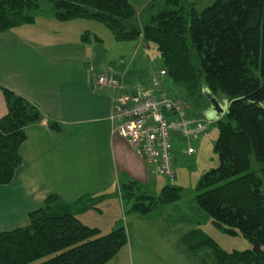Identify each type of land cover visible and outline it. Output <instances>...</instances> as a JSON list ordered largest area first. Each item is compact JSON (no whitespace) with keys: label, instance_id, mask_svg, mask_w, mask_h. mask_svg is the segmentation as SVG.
<instances>
[{"label":"trees","instance_id":"trees-1","mask_svg":"<svg viewBox=\"0 0 264 264\" xmlns=\"http://www.w3.org/2000/svg\"><path fill=\"white\" fill-rule=\"evenodd\" d=\"M42 0H0V32L33 24ZM60 21L92 19L108 26L117 40L155 44L168 78L187 96L207 87L228 101L217 121L220 165L200 179L196 201L212 222L240 234L251 249L227 253L198 229L180 241L191 251L210 246L211 264H264V0H216L199 10L188 0H150L143 10L132 0H47ZM145 14V15H144ZM84 38H87L85 36ZM7 113L0 118V186L12 182L22 163L26 128L42 122V112L16 92L1 87ZM49 128L60 133L54 120ZM260 165L253 170V160ZM131 213L148 215L177 203L182 188L167 184L154 195L135 180L120 184ZM107 194L84 195L73 203L48 196L25 227L0 232V264H107L128 244L120 225L103 235L78 217ZM44 261L41 259L46 258ZM205 264V262H204Z\"/></svg>","mask_w":264,"mask_h":264},{"label":"crops","instance_id":"crops-1","mask_svg":"<svg viewBox=\"0 0 264 264\" xmlns=\"http://www.w3.org/2000/svg\"><path fill=\"white\" fill-rule=\"evenodd\" d=\"M89 39L75 37L70 43L61 42L58 35L42 30L36 21L0 32V118L7 113L1 87L29 100L44 117L26 128L27 139L20 148L22 163L12 182L0 186V232L27 226L30 213L41 208L52 194L67 203L84 195L107 194L97 209L86 211L97 214L106 208L113 207L115 212L122 208L119 187L124 182L135 180L150 188L159 185L154 165L115 132L111 117L118 93L100 91L94 85L95 75L113 72L133 87H149L153 74L140 76L136 68L123 66L115 71H97L94 66L99 55L89 48ZM139 43L149 47L141 40ZM168 81L167 77L164 86L176 97ZM219 101L225 104L227 100ZM195 108L188 112L214 122L228 110L217 117L210 101ZM51 120L62 125L60 133L49 128ZM178 143L182 142L175 143L177 163ZM118 220L112 218L107 230L112 231ZM131 224L125 226L130 228ZM123 249L128 264H156L157 257L174 258L176 254L170 243L140 218H135Z\"/></svg>","mask_w":264,"mask_h":264},{"label":"rangeland","instance_id":"rangeland-1","mask_svg":"<svg viewBox=\"0 0 264 264\" xmlns=\"http://www.w3.org/2000/svg\"><path fill=\"white\" fill-rule=\"evenodd\" d=\"M149 1L132 0L140 11L144 9ZM188 1L194 3L199 10H202L212 5L216 0ZM51 8V2L47 0L40 1V10L35 14L37 26L42 30L58 35L61 42L67 40L70 43L75 37L82 40L83 37L88 36L90 38L88 41L90 43L89 48L96 55H99V61L95 62L94 66L97 71L107 69L115 71L123 66L128 69L136 68L134 71L137 70V74L145 76L150 73L153 74L161 67L162 58L155 44H151L149 47H141L139 40H117L108 26L92 19L57 20L51 15ZM144 48H147L146 52ZM168 87L176 98L190 105L188 111H196L195 107L198 103L209 104L210 100L201 96V94L187 96L186 91L175 85L170 79ZM218 98L223 101L225 96L220 95ZM211 123L210 130L204 136L193 140V146L196 149L194 154L186 152V143H178L179 161L176 168V179L169 180L161 175H156L155 177L159 181L158 187L145 186L147 192L154 195L160 193L162 187L167 184L181 187L182 197L177 203L161 206L148 215H140L130 212L131 203L124 204L123 202L122 208L118 212H115L116 209L113 207L111 210L106 208V211L97 214L93 211L88 213L85 211L80 214L79 219L88 226L100 227L102 229L101 233L105 235L110 232L107 227L112 218L119 217L117 225L112 226L113 229L121 224L128 226L132 221L131 227H127L128 233L132 231V226L135 225V218H140L144 224H147L162 239L170 243L171 248L176 252L174 258L157 257L158 259L154 260L156 264H204V262L205 264H211L213 257L210 249H208L210 246L207 245V247L205 246V248L198 251H191L180 241L182 236L194 229L200 230L203 236L211 239L215 246L227 253L251 249L252 244L248 239L240 234H229L223 227L215 225L212 218L199 207L196 201L197 188L201 177L220 165L219 156L215 151L219 128L217 122L211 121ZM259 167L260 165L254 159L252 169L258 170ZM123 250L110 264H128V261L123 257ZM46 259L47 257L40 261Z\"/></svg>","mask_w":264,"mask_h":264},{"label":"built area","instance_id":"built-area-1","mask_svg":"<svg viewBox=\"0 0 264 264\" xmlns=\"http://www.w3.org/2000/svg\"><path fill=\"white\" fill-rule=\"evenodd\" d=\"M167 77L168 71L160 67L153 73L149 87H133L131 82L107 72L95 75L94 85L97 90L118 93L111 117L117 135L152 163L158 175L174 180L176 141L186 143V152L194 154L193 140L210 130L211 120L191 115L187 104L164 86Z\"/></svg>","mask_w":264,"mask_h":264},{"label":"water","instance_id":"water-1","mask_svg":"<svg viewBox=\"0 0 264 264\" xmlns=\"http://www.w3.org/2000/svg\"><path fill=\"white\" fill-rule=\"evenodd\" d=\"M203 94L210 100L212 110L216 113V116L221 117L229 105L228 101H226L225 104H222L207 87L203 88Z\"/></svg>","mask_w":264,"mask_h":264}]
</instances>
